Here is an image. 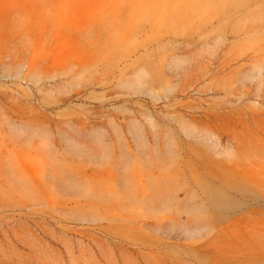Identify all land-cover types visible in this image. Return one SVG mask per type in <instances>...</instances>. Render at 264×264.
Masks as SVG:
<instances>
[{"label":"rangeland","instance_id":"374dc122","mask_svg":"<svg viewBox=\"0 0 264 264\" xmlns=\"http://www.w3.org/2000/svg\"><path fill=\"white\" fill-rule=\"evenodd\" d=\"M0 264H264V0H0Z\"/></svg>","mask_w":264,"mask_h":264}]
</instances>
